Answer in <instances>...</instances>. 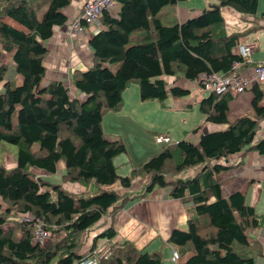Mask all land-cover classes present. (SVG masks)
Segmentation results:
<instances>
[{
  "label": "trees",
  "instance_id": "obj_1",
  "mask_svg": "<svg viewBox=\"0 0 264 264\" xmlns=\"http://www.w3.org/2000/svg\"><path fill=\"white\" fill-rule=\"evenodd\" d=\"M71 1L0 0V53L11 55L21 77L19 86L5 81L6 68L0 65V142L17 148L15 167L0 168V264H73L92 255L97 240H111L116 233L107 228L81 254L82 234L112 217L130 198L106 188L118 183L128 190L135 178L149 179L143 194L167 188L171 198L189 197L187 230H174L168 239L179 252L178 264H253L247 232L258 228L261 219L243 193L221 195L216 175L226 167L210 163L243 149L264 155V138L257 139L264 93L257 85L251 88L255 117L230 122L229 102L236 96L210 93L199 111L205 121L227 125L226 130L205 133L195 144L171 142L125 177L117 174L113 160L126 148L119 140H106L101 123L105 113L121 108L122 93L131 83L138 86L141 101L163 104L169 95L189 94L166 79L194 82L203 74L231 73L232 64L243 61L237 53L243 32H226L221 9L254 17L259 0H218L200 15L173 25L162 24L159 12L186 0H115V13L103 12L100 29L88 40L91 66L71 74V85L85 96L83 101L60 81L43 84L45 43L55 27L66 26L64 10ZM139 32L143 37L135 38ZM59 162L65 165L62 183H93L100 190L89 196L73 194L37 176L42 171L45 177L55 174ZM193 167L202 170L179 179ZM17 215L34 217L61 237L51 244L34 243L33 223L15 219ZM100 264L163 262L160 254L124 241L113 245Z\"/></svg>",
  "mask_w": 264,
  "mask_h": 264
},
{
  "label": "crops",
  "instance_id": "obj_2",
  "mask_svg": "<svg viewBox=\"0 0 264 264\" xmlns=\"http://www.w3.org/2000/svg\"><path fill=\"white\" fill-rule=\"evenodd\" d=\"M83 3L84 0L71 1L70 5L64 10L68 17L66 26L55 27L53 29L52 37L45 43L48 54L44 59L46 73L43 79V84H48L51 81L62 82L68 87L70 94L77 97L80 101H83L85 96L78 93L72 87L71 74L74 70L85 71L91 66V51L88 47V40L92 35L87 33L88 35L83 38L82 36H69L66 32L73 18L79 14ZM216 3L209 2L208 0H186L172 5L169 13L171 19L168 20L165 25L180 24L189 18L200 15L202 11L206 10L210 5ZM260 3L261 0L258 1L257 12L260 8ZM167 8L168 7L163 8L164 10H162L165 11ZM262 13H264V10L260 11L258 18H256V15L254 17L242 16V18L247 20L249 26H245V29L242 31L244 34L238 32L242 33L239 37V45L247 44L252 46L250 62L242 69V72L247 75L252 73L256 64L264 63L262 55L253 54L255 51L264 52V19H260ZM159 14L158 17L162 23L163 17ZM227 33L230 34L229 32ZM143 35L142 32H139L135 34L134 37L142 38ZM136 41L138 42V40ZM2 54L8 56L9 59L11 58L9 53L2 52ZM11 64L14 72L13 63ZM5 80L18 85L21 82V77L14 72L13 79L8 80L6 78ZM166 80L171 86L188 90V96L191 98L199 99L197 106H199V103L210 94L208 91L198 87L195 81L185 82L181 79ZM131 84L135 85L127 87L122 93L123 103L121 108L118 111H115L117 113L107 112L102 118L101 125L104 138L108 141L122 140L118 134V130H109L106 128L108 122H110L111 125H115V127L117 126V129L120 128L118 126L120 118L124 120L127 116L134 120L140 118L146 123V114L155 109L153 103L155 101H141L139 99L138 86L136 83ZM257 86L264 93V84ZM190 87H193V91L189 90ZM205 93L208 94L205 95ZM252 98L253 94L251 88L243 94L232 98L229 102V108L231 105L233 106V109L230 108L227 113L228 120L232 122L234 119L243 116L255 117V113L251 107ZM237 99H239L238 103L232 105ZM166 101L167 100H165V102ZM165 102L163 104H158L161 107H164ZM187 102V99L185 101H175V108L180 110H182L184 106L191 108V105L184 104ZM259 107L264 108V97L259 103ZM189 118L190 117L185 118V121L188 122ZM190 121L189 126L185 129H188L187 132L192 128L194 129L191 136L188 137L189 140L186 141H189L192 144L197 143L200 136L205 133L226 130L227 128V125H216L205 121V116L203 114L202 116L197 115L190 118ZM148 129L150 130L151 128L149 127ZM196 129L197 132H194ZM150 132L154 133V137L158 135H167L171 139V142L174 143L171 138L170 129H162L160 132L150 130ZM184 135L186 134L184 133ZM178 137H180V135H175V138L178 139ZM259 137L264 138V117L260 119L257 139ZM184 138H186V136H184ZM215 163L226 167L225 170L220 171L216 175L217 180L221 183V195L226 198L236 191L243 193L245 196V202L255 210L257 216L261 219L258 228L247 232V238L249 242V256L253 258V264H264V155H260L253 150L243 149L240 153L228 156L219 161H213L210 164L212 165ZM64 167L65 165L62 162H59L57 170L64 171ZM201 170L202 167H193L183 173L184 177H181L182 174L178 177H180V179L190 178L195 176ZM116 172L118 173L117 168ZM125 173L121 172L118 174L119 176L129 175ZM63 174L64 172L62 175ZM148 180V178H136L133 180V183L128 190L121 189L118 183L111 188H106L115 190L119 194L126 193L130 198L124 202L123 206H121L112 217H104L89 230L84 243V248L81 249V254L87 252L91 248L96 236L107 228L112 227L116 233L115 237L111 240L99 239L95 242V246L102 244L113 246L128 241L138 250H142L149 254H160L163 264H178V262L173 263L171 261L172 250H175V248L168 243V239L174 230H187V220L191 214L192 203L188 196H185L184 199H174L169 197L167 188H154L150 193L143 194L144 186L148 183ZM89 185H91L90 191L92 185L94 191L90 195H93L100 190V188L93 183H89L87 186H81L80 184L72 185L62 183L61 181L60 184V186L69 193L82 194L83 196L89 191ZM71 189L74 191H71Z\"/></svg>",
  "mask_w": 264,
  "mask_h": 264
},
{
  "label": "rangeland",
  "instance_id": "obj_3",
  "mask_svg": "<svg viewBox=\"0 0 264 264\" xmlns=\"http://www.w3.org/2000/svg\"><path fill=\"white\" fill-rule=\"evenodd\" d=\"M208 1L213 2V3L217 2V0H208ZM166 7L168 8L165 11H163L164 9L161 10L159 14L163 17L162 24L164 25L166 24L168 20L171 19V17H169V13H170V9L172 6H166ZM262 10H264V0H261L260 8L257 12L256 18H258V15L260 11ZM221 14L224 18V27L229 33L242 32L245 29V26H249L247 20L245 18H242L241 15L236 13L231 8H222ZM253 54L260 55V56L262 55L264 58L263 51H257V52L255 51L253 52ZM11 63L12 62L10 61L8 56H6L5 54H2L1 52L0 53V65H3L6 68V73L4 76H5V79L7 78L8 80L14 78V72L12 70ZM2 84L3 83H0V90L3 87ZM20 84L15 85V86H19ZM131 85H135V84H129L128 87H131ZM196 85L198 86L199 84L197 83ZM192 88L193 87H190L189 90L193 91ZM207 94L208 93H205V95ZM186 99L188 100V102L184 104L191 105V108H188L187 106H184L182 110L175 108V105H174L175 101H178V100L185 101ZM239 99H237L232 105L237 104ZM198 101L199 99L191 98L190 96L182 97L179 99L176 97L170 96L165 102L164 107H161L157 102H153L155 105V109L154 111H150L149 113L146 114V117H145L146 123H144V121H142L140 118H137L136 120H134L127 116L124 120L120 118V123L118 125L120 127L119 129H117V126L115 127V125L113 124L111 125L110 122L105 120L106 122H108V125L106 128H108L109 130L110 129L118 130V134L122 139L119 141H121L126 148V152L124 154L117 156L113 160L118 170V173L126 172L125 174H130L133 168L139 167L140 164L146 162L152 156L157 155L163 150V148L166 147V145L157 144L155 142V137L153 136L154 133L150 132V130L154 132H160V130L162 129H167V130L170 129L171 138L174 142L180 141V140H189L188 137L191 136V133L194 128L190 129L189 132H187L188 129H185V128H187V126H189L190 122L192 121V120L190 121V118L197 116V115L202 116V114L198 110V106H197ZM230 108L233 109V106L230 105ZM111 113H117V112H111ZM113 115H117V114H113ZM188 117L190 118H189V121L187 122L185 121V118H188ZM149 127L151 128L150 130L148 129ZM184 133L186 135H184ZM175 135L176 136L180 135V137H178L177 139L175 138ZM184 136H186V138H184ZM16 151H17V148L15 146L4 143V142H0V168L10 170L11 168L15 167ZM63 172L64 171L57 170L55 174L45 177L42 171V172H39L37 176H41V178L48 180L51 184L60 185L62 181L61 176ZM184 172L181 173L182 174L181 177H184L183 176ZM121 176L125 177L126 175H121ZM181 179H184V178H181ZM90 187L91 185L88 186L89 191L84 194L85 196H88L94 192L93 185H92L91 191H90ZM71 191H74V190L71 189ZM18 218H20L19 220L21 221L23 220L22 216L21 217H19L18 215L15 216V219H18ZM49 232L51 233V238L47 239L45 243L51 244L56 239H58V235L59 237H61L60 236L61 233L57 234L51 231ZM88 233L89 231L83 233L81 236V242H82L81 249L84 248V243H85L86 236ZM111 247L113 246H108L107 244H102L99 246L96 245V249L94 253H96L97 254L96 256L98 257L103 251L107 249L110 251ZM174 251H176L179 256L178 250L175 249Z\"/></svg>",
  "mask_w": 264,
  "mask_h": 264
},
{
  "label": "built area",
  "instance_id": "obj_4",
  "mask_svg": "<svg viewBox=\"0 0 264 264\" xmlns=\"http://www.w3.org/2000/svg\"><path fill=\"white\" fill-rule=\"evenodd\" d=\"M115 11V0H84L80 9L79 15L75 16L71 21L67 35L82 36L85 38L88 34L94 35L100 29L99 18L103 12L113 15ZM88 33V34H87ZM237 53L243 60L242 62H234L232 64V72L228 75H220L212 73L209 75H201L196 81L203 90L217 95L232 94L238 96L243 94L254 85L264 84V65H257L253 68L250 75L242 72V69L250 62V55L252 53V46L242 44L237 46ZM196 83V84H197ZM157 144L168 145L171 139L167 135H158L155 137ZM23 220L33 223V242L45 243L47 239L51 238V233L43 227L40 220L25 216ZM110 254L107 249L103 251L98 257L96 253L87 258L73 263V264H100L101 259H106ZM179 259L178 253L172 250L171 261L177 263Z\"/></svg>",
  "mask_w": 264,
  "mask_h": 264
},
{
  "label": "bare ground",
  "instance_id": "obj_5",
  "mask_svg": "<svg viewBox=\"0 0 264 264\" xmlns=\"http://www.w3.org/2000/svg\"><path fill=\"white\" fill-rule=\"evenodd\" d=\"M217 1H218V0H217ZM79 13H80V12H79ZM73 17H74V16H73ZM73 17H72V18H73Z\"/></svg>",
  "mask_w": 264,
  "mask_h": 264
},
{
  "label": "water",
  "instance_id": "obj_6",
  "mask_svg": "<svg viewBox=\"0 0 264 264\" xmlns=\"http://www.w3.org/2000/svg\"><path fill=\"white\" fill-rule=\"evenodd\" d=\"M203 12V11H202ZM93 36V35H92Z\"/></svg>",
  "mask_w": 264,
  "mask_h": 264
}]
</instances>
